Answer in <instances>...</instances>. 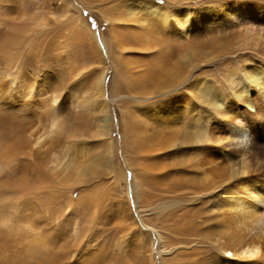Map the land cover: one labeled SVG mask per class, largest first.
I'll list each match as a JSON object with an SVG mask.
<instances>
[{"label":"rangeland","instance_id":"374dc122","mask_svg":"<svg viewBox=\"0 0 264 264\" xmlns=\"http://www.w3.org/2000/svg\"><path fill=\"white\" fill-rule=\"evenodd\" d=\"M65 1L74 7L70 12L63 8L61 0L58 1L61 5H54L53 0H16L14 4L10 0H0V73L24 83L27 90L34 87L46 91L44 111L49 112L53 95L59 93L64 115L70 120L67 132L80 130L76 137H67L65 133L56 145L52 144L50 147L54 151L58 148L57 151L60 148L63 151L64 146L69 147L67 152L64 150L67 156L63 163L73 159L75 164L67 169L61 165L48 171V167H51L48 161L50 156L40 155L48 163L43 169H33L32 165L27 164L24 155L16 159L10 156L8 150L12 147L21 148L24 152H28V149L0 121V264H44L47 261V264H147V258L140 256L142 254L139 258L137 247L130 245V242L133 237L137 238L139 228L145 229L149 238L155 240L154 227L163 236L161 246L176 254L175 257L174 254H160L155 264H183L188 258L182 253L184 244L181 241L185 237L182 230L186 220L182 219L178 210L162 211L160 208L163 203L171 201L169 196H161L163 186L159 175L164 171L162 165L176 163L179 154L160 157L156 152L150 153L146 146L149 140L139 134L142 131V121L152 118L150 111L162 102V99L153 103L143 99L145 94L140 90V85H143L141 81L144 85H149L147 79L151 80V77L153 81L157 58L165 56L160 41L163 34L153 35V25L149 26L147 23L144 32L148 37L146 43L143 42L146 48H142L132 36L134 28L139 24L127 16L130 8L137 9L132 16L136 21L146 15L140 5L148 0ZM153 1L165 5L174 20L173 11L179 9L176 0ZM207 1L212 0H202L197 5ZM54 14L64 15L63 20L55 26L56 29L52 26L53 28L28 37L23 44L13 47L10 40L12 34H24L23 31L31 24L51 19ZM17 16L23 20H19ZM88 31L97 33L101 40L106 41L107 47L103 48ZM113 34L131 40L130 44L125 45L124 53L114 48ZM182 36L181 32L174 35L180 46L184 42ZM195 44L201 46L199 49L203 53H209L212 60L206 63L211 70L203 81H212L218 97L223 102L226 101L232 93L227 77L230 70H227V58L216 57L217 54L212 52L209 44H205L208 46L204 49L203 44ZM171 50L173 61L190 51L186 47ZM232 55L228 56L229 62L233 61L235 65L242 62L244 56L240 50ZM167 63L170 64V60L165 62V68H170ZM198 64L201 67L203 63ZM200 67L194 66L193 72H198ZM102 72H105V97L100 98L92 94V90ZM131 76L137 77L132 85ZM156 76L159 80L164 79L162 72ZM183 90L188 91L186 88ZM104 101L108 102V106H104ZM100 105L107 107L108 112H101ZM197 106H192L191 109V113L195 112V117H198V109L202 107ZM4 108L9 109L7 106ZM85 108L88 111L85 112ZM10 113L12 114L11 111ZM17 113L22 115L18 116ZM13 114L16 117L26 115L24 108L15 110ZM48 116L49 113L45 123H49ZM103 117L108 118L106 125L109 129L104 135L98 136L96 125ZM163 133L170 139L177 136L175 128L171 127ZM81 154H85L84 160L80 159ZM92 160L98 163L96 169L89 167ZM159 163L163 164L158 166ZM111 164L114 169L119 166L126 172V180L118 176V187L114 186L115 172H112ZM85 169L88 176L78 182L76 179ZM48 178L56 181V185L42 188ZM135 182L142 183L144 188L153 189L152 206L146 205L149 204V196L146 197V202L141 203L144 205L140 212L141 219L135 213L139 211L135 189L131 190V185L134 187ZM121 189L127 195L133 215L128 223V230L122 227L120 211L115 207L116 202L125 201ZM35 228L43 233L38 240L39 236L30 232ZM215 240L217 238L212 242H216ZM209 246L214 248L213 254L219 252L213 245ZM225 255L227 254L221 253L216 262L223 263Z\"/></svg>","mask_w":264,"mask_h":264},{"label":"bare ground","instance_id":"6f19581e","mask_svg":"<svg viewBox=\"0 0 264 264\" xmlns=\"http://www.w3.org/2000/svg\"><path fill=\"white\" fill-rule=\"evenodd\" d=\"M53 1L54 5H61L59 0ZM61 1L63 8L68 12L74 8L65 0ZM201 1L176 0L179 9L172 10L174 20L165 5L153 0L141 3L140 7L146 15L137 21L132 17L137 9L130 8L128 18L131 17L134 23L139 24L132 32L133 38L142 48H146L143 42L146 43L148 34H145L144 29L148 23L149 26L153 25V35L163 34L160 41L165 50V56L157 58L153 81L152 77L151 80L146 78L150 82L149 85H144L141 81L143 85H140V90L145 94L143 99L151 103L162 99V102L150 111L152 118L142 121V131L139 134L149 140L146 146L150 153L156 152L160 157L179 154L176 163L168 162L162 165L164 171L159 175L163 186L161 196H169L171 201L163 203L160 208L162 211L178 210L182 219L186 220L182 230L185 237L181 238V241L184 244L182 253L188 258L183 259V264H264V0H223L221 3L220 0H212L197 5V2ZM10 2L14 4L16 0ZM211 2L212 4H209ZM63 16L54 14L51 19H42L39 23L31 24L23 31L24 34H12L10 40L13 47L23 44L28 37L55 27L63 20ZM17 18L23 20L20 16ZM178 32L183 35L182 46L174 37ZM88 33L92 34L103 48L107 47L106 41L101 40L97 33ZM112 38L114 48L123 53L125 45L131 41L119 38L116 34H113ZM195 43L203 44V49L208 46L205 44H209L212 52L217 54L216 57L227 58V70L230 69L227 77L232 93L226 101L223 102L218 97L212 81H203L211 70L207 68L206 63L212 60L209 53L200 51L201 46ZM185 47L190 51L173 61L170 56L171 49L180 50ZM238 50L244 57L242 62L239 61L240 63L235 65L233 61L229 62L228 56ZM169 60L170 64L166 65L170 68H165L164 64ZM201 62L203 64L200 67L198 63ZM194 66L201 69L194 73ZM160 72L164 74V79L159 80L156 76ZM133 76L130 78L131 85L137 80V77ZM104 78L105 72H102L93 84L92 94L100 98L105 97ZM26 87L27 85L12 76L0 73V110L3 113L0 115V121L15 133L21 145L28 149V152H24L21 148L12 147L8 153L14 159L24 155L27 164L32 165L33 169H43L48 165L40 155L50 156L48 161L51 167H48V171H53L61 165L65 169L69 168L75 164L73 159L63 163L67 156L64 150L67 152L69 147L64 146L63 151H60L61 148L54 151L50 147L59 142L65 133L67 137H76L80 130L67 132L70 120L64 115L59 93L53 95L51 109L47 112L44 111V96L47 92L34 87L27 90ZM103 104L108 106L106 101ZM199 105L202 107L198 109V117H195L196 114L191 113V109L192 106ZM20 108L25 109L26 115L14 116V111ZM86 109L83 110L86 112ZM100 111L106 113L108 108L101 106ZM48 113L49 123H45ZM107 121V117L99 119L96 125L98 136L108 131ZM169 125L175 128L176 138L170 139L165 133L162 134L165 129L170 128ZM84 157L85 154L80 155V159L84 160ZM110 166L112 172H115L114 186L118 187V176L126 180V172L119 166L117 169H114L112 164ZM89 167L96 169L98 163L92 160ZM86 171L87 169L80 172V177L76 179L78 182L88 176ZM24 182L27 183L26 180ZM54 185L56 181L48 178L41 187L51 188ZM134 189L139 207V211L135 213L140 218L141 208H144L141 203L146 202V197L149 196V204L146 205L152 206L153 189L144 188L139 182L134 187L131 185V190ZM121 193L125 201L116 202L115 207L120 211L122 227L128 230V223L133 219V215L127 195L122 189ZM131 229L132 227L129 230ZM153 229L155 240L149 238L145 229L139 228L137 238L133 237L130 242V245L137 247L138 257L142 254L140 256L147 258V264H155L160 254H174L173 250L161 246L163 236L155 227ZM37 230L40 231L35 228L30 232L37 234L38 240L43 233ZM210 238H217V241L212 242ZM43 242L45 244V241ZM207 243L216 247L219 252L213 254L214 248L205 245ZM221 253L227 255L223 263H218L216 259ZM175 256L176 254L173 257Z\"/></svg>","mask_w":264,"mask_h":264}]
</instances>
